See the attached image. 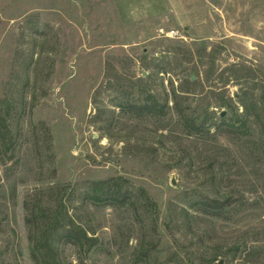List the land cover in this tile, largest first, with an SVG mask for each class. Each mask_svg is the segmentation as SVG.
Instances as JSON below:
<instances>
[{
	"label": "rangeland",
	"instance_id": "rangeland-1",
	"mask_svg": "<svg viewBox=\"0 0 264 264\" xmlns=\"http://www.w3.org/2000/svg\"><path fill=\"white\" fill-rule=\"evenodd\" d=\"M141 88L171 108L176 91L189 115H214L210 126L241 114V98L264 95V0H0V106L13 134L0 153V264H34L25 215L38 199L62 202L98 238L82 255L55 236L63 264H146L140 246L150 264H264L259 126L188 138L175 109L158 119L119 107ZM210 162L222 166L215 186ZM115 177L136 210L85 202L90 182ZM227 194L237 202L223 218L194 209Z\"/></svg>",
	"mask_w": 264,
	"mask_h": 264
},
{
	"label": "trees",
	"instance_id": "trees-1",
	"mask_svg": "<svg viewBox=\"0 0 264 264\" xmlns=\"http://www.w3.org/2000/svg\"><path fill=\"white\" fill-rule=\"evenodd\" d=\"M145 79L147 81V78ZM145 79H141V81ZM144 83L146 86V82ZM190 84L192 82L189 80L186 86H190ZM140 92L139 99L128 98L119 107L135 118L154 117L158 119L166 117L171 109H175L180 125L188 138L216 140L218 137L227 136L233 139H241L251 133L253 125H258L260 137L255 144V149L258 151L259 159L264 158V95L259 100L253 99L251 96L245 99L241 98L242 113L234 114L228 121L224 118L220 119L219 124L211 125L215 126V131L211 134V126L207 125V120L212 119L214 115L206 113L205 118L201 120L198 116L189 115L187 110L180 106V96L176 94V91L173 90L172 108L168 106V98L160 100L146 88H141ZM181 92L187 93L186 91ZM9 114L8 105L5 112H2L0 106V153L2 154H7L13 146V134L8 124ZM228 155L232 157L231 154ZM220 168L222 169V166ZM221 169H214L210 162L205 169L207 171L205 183L209 182L211 186L217 185L221 180L219 175L222 172ZM141 194L148 205L155 206L144 190H141ZM84 200L94 205L137 209L136 200L129 188V183L122 177L90 182ZM235 202L237 201L230 194L212 197L203 195L193 206L196 211L203 214L223 218L226 214V208ZM25 221L28 227V241L32 249L31 255L34 264H63L54 245V239L57 235H60L59 239L72 245L82 255L90 252L99 242L98 238L94 234H89V231L74 215H69L66 210L64 211L62 202L54 207L43 204L41 199L30 205L26 204ZM149 252L148 247L140 246L137 258L146 264H150Z\"/></svg>",
	"mask_w": 264,
	"mask_h": 264
},
{
	"label": "water",
	"instance_id": "water-1",
	"mask_svg": "<svg viewBox=\"0 0 264 264\" xmlns=\"http://www.w3.org/2000/svg\"><path fill=\"white\" fill-rule=\"evenodd\" d=\"M223 116H224V113L221 114V117H223ZM172 184L174 185V181H172ZM219 264H221V263H219Z\"/></svg>",
	"mask_w": 264,
	"mask_h": 264
}]
</instances>
